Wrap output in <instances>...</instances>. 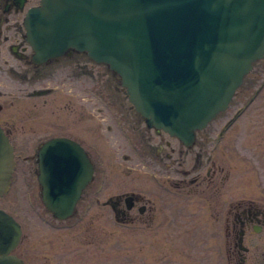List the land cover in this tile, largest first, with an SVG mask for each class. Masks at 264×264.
Returning a JSON list of instances; mask_svg holds the SVG:
<instances>
[{
  "label": "rangeland",
  "instance_id": "obj_1",
  "mask_svg": "<svg viewBox=\"0 0 264 264\" xmlns=\"http://www.w3.org/2000/svg\"><path fill=\"white\" fill-rule=\"evenodd\" d=\"M263 72L264 57L257 61L237 96L223 111L225 117L246 100L249 91L254 92V86L262 78L255 84L251 80L259 78ZM9 73L6 67L0 69V124L14 134L17 169L10 190L0 198V208L13 214L22 225L23 235L14 252L21 254L27 264H229L223 247L227 243V224H224L227 201L242 197L259 202L251 172L241 156L246 153L252 156L250 152L254 147H264V88L227 134L229 143L234 140L243 153L219 155L196 176L199 184L192 185L194 189L186 185L185 189H175L170 194L156 184L150 168L138 164L134 158L124 159V156L131 157V152L99 104L83 103L68 92L46 101L26 99L22 87L29 89L33 85L21 81L20 74L24 71L12 77ZM55 106L64 111L60 115L50 113L49 109ZM15 115L22 118L16 121ZM225 117L214 118L203 128L208 139ZM72 119L80 120V125H89L92 135L71 123ZM55 128L72 129L86 136L100 148L108 168L99 200L87 196L94 199L89 212L82 207L65 220L54 218L44 207L36 178L34 156L41 140L38 134ZM208 139L201 141L198 148L202 156L206 153ZM163 146L164 151L168 149ZM24 150L27 154L22 152ZM167 151L171 155L163 159L162 167L166 161L190 169L197 147L186 154V149L174 144L172 150ZM257 161L264 162V157ZM155 167L160 170L159 164ZM262 173L264 177V164ZM193 176L195 172L186 178ZM131 191L142 197L140 202L145 204V210L139 212L133 208L126 217L119 215L124 218L116 220L110 204L104 202L108 197ZM82 203L78 204V209ZM254 242L264 244V233L255 236ZM249 252L245 254L248 257L244 264H254L251 258L258 256L254 250ZM236 259L234 264H240Z\"/></svg>",
  "mask_w": 264,
  "mask_h": 264
},
{
  "label": "water",
  "instance_id": "obj_2",
  "mask_svg": "<svg viewBox=\"0 0 264 264\" xmlns=\"http://www.w3.org/2000/svg\"><path fill=\"white\" fill-rule=\"evenodd\" d=\"M24 25L36 58L70 47L86 51L119 73L148 125L187 143L225 108L251 62L264 54V0H41ZM11 166L0 129V193ZM46 168L42 200L65 218L80 186L66 174L55 182L53 166ZM19 236L18 223L0 209V264H23L9 253Z\"/></svg>",
  "mask_w": 264,
  "mask_h": 264
},
{
  "label": "flooded vegetation",
  "instance_id": "obj_3",
  "mask_svg": "<svg viewBox=\"0 0 264 264\" xmlns=\"http://www.w3.org/2000/svg\"><path fill=\"white\" fill-rule=\"evenodd\" d=\"M38 2L39 0H0V69L6 67L11 77L19 71H24V73L20 74L21 81L31 84L30 86L33 85L29 89L22 87L23 96L26 99L46 101L51 96L68 92L75 99L79 97L83 103L99 104L100 108L106 112L112 127L118 132L126 148L131 152L132 156H124V159L130 160L131 158L133 160L134 158L138 161V164L150 168L148 170L157 181L156 184L164 187L170 194L175 189H185L186 185L194 189L192 185L197 186L199 184L196 176L201 174L203 168L208 163H213L214 159L219 155H226L229 152L235 155L243 153L236 147V143H233V139H231L233 142L229 143L227 134L229 129L243 115L245 109H248L254 98L250 99L248 104L242 101L226 117L223 112L217 114L215 120L219 116L222 119L224 116L226 119L222 120L219 126L213 130L211 138L208 139L207 133L204 132V129H201L195 133L191 144L186 145L166 132L148 127L144 118L128 100L125 89L121 86L116 73L109 70L105 65L95 63L86 53L70 49L59 56L36 62L33 59L34 51L25 37L23 20L26 11L36 6ZM255 64H253L250 71L254 70ZM247 76L248 74L244 77L233 98L237 96V93L246 82ZM260 78H263V81L257 87L254 86L256 87L255 95H258L264 88V72L259 78L255 77L251 80V83L255 84ZM42 80L47 81L40 83ZM251 92L252 90L247 93L245 99L248 98ZM1 107L2 105L0 104V109ZM53 109H60V111ZM49 110H51L50 113L52 114L60 115L64 108L61 109V107L55 106ZM20 118H22L21 115H15L16 121ZM71 123L76 126L79 125L80 129L82 128L89 134L92 131L89 125H80V120L72 119ZM0 126L9 139L13 141L14 134L9 131V128L7 130L2 124ZM46 126L53 127L52 124H46ZM106 128L105 126L104 129L106 130ZM100 132L103 133L104 131ZM38 136L41 140L35 149L34 159L36 166L38 165L37 155L39 150L51 138L64 137L74 141L82 148L87 159L92 163L93 174L90 182L82 190L79 201L91 202L94 200L93 198H87V196L95 197V200L98 201V196L104 188L108 172L100 148L86 136L72 129H49L45 132H40ZM154 138L158 141L154 142ZM204 139H208L207 150L202 156L198 152V148H200V143ZM174 144L179 148L186 149V154L194 147H197L190 169H185L181 165L173 166L172 163L166 161V165L162 167L163 159L171 155L167 150H172ZM163 145H166L168 149L164 151L163 148L165 146ZM22 152L27 154V150ZM250 155L252 156H248L246 153L241 158H244L247 168L251 172L252 182L259 196V202H253L251 199H242V197H232L227 201L228 207L225 210V215L226 212L227 215L224 221V224H227L225 225L227 243H224L223 246L229 264H234L235 260L236 263V258H238L240 264H244L248 257V254H245L253 250L258 256L251 258L252 263L261 264L260 261L264 262V244L254 242L255 236L264 233V177L262 173V164L264 162L257 161L264 157V147H254ZM156 164L160 165L162 172L155 167ZM191 172H195V176L186 178ZM175 174H179V176ZM128 196L130 198L126 200ZM141 200L143 199L139 194L131 191L108 197L106 202L110 204L117 218L123 219L133 208H137L139 212L145 210V204L140 202ZM119 215H124V217ZM246 237L248 238L246 239Z\"/></svg>",
  "mask_w": 264,
  "mask_h": 264
}]
</instances>
